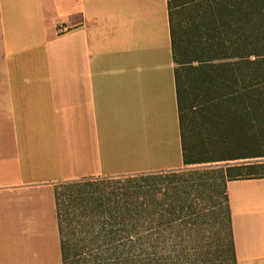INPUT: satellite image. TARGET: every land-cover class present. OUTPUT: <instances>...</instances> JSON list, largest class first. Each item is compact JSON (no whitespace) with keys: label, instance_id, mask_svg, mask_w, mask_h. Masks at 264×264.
Segmentation results:
<instances>
[{"label":"crops","instance_id":"0c3cea01","mask_svg":"<svg viewBox=\"0 0 264 264\" xmlns=\"http://www.w3.org/2000/svg\"><path fill=\"white\" fill-rule=\"evenodd\" d=\"M183 168L168 0H0V264L31 236L62 264L57 185ZM227 192L237 264H264V179Z\"/></svg>","mask_w":264,"mask_h":264},{"label":"trees","instance_id":"16d2710c","mask_svg":"<svg viewBox=\"0 0 264 264\" xmlns=\"http://www.w3.org/2000/svg\"><path fill=\"white\" fill-rule=\"evenodd\" d=\"M168 11L185 169L57 185L62 264H197L211 191L226 214L222 262L237 264L227 186L264 179V150L249 148L264 145V0H168ZM214 163L225 164L195 167Z\"/></svg>","mask_w":264,"mask_h":264},{"label":"rangeland","instance_id":"374dc122","mask_svg":"<svg viewBox=\"0 0 264 264\" xmlns=\"http://www.w3.org/2000/svg\"><path fill=\"white\" fill-rule=\"evenodd\" d=\"M181 17L184 16L181 15ZM255 138L256 137L251 138V141L249 143L250 150L254 148H259L262 149L260 151H263L264 145L258 138L256 139H258L259 142L255 143ZM235 140L236 142H238V145H244L243 142L245 143L247 139H244L242 137H235ZM243 151L247 152L248 150L245 149ZM224 164L225 163H214L207 165H195V167L215 166ZM184 169L185 168H183V170ZM206 201L207 209L201 215L199 221V228L197 230V233L195 232V237L197 238L196 243L194 244L198 247V252L195 258L197 264L204 263V261L207 259V256L212 257L214 264H224L222 262L225 254L224 243L227 239L226 229L223 223L226 218L225 210L224 207L220 205L221 203L218 199V194L216 191H211ZM44 226L45 225L41 224V227ZM30 249L31 264H57V244L55 237H51V239L49 240H43L41 236H37L34 238L31 236Z\"/></svg>","mask_w":264,"mask_h":264},{"label":"built area","instance_id":"2783aa9c","mask_svg":"<svg viewBox=\"0 0 264 264\" xmlns=\"http://www.w3.org/2000/svg\"><path fill=\"white\" fill-rule=\"evenodd\" d=\"M58 31L59 33H66L69 31V29L65 25H59Z\"/></svg>","mask_w":264,"mask_h":264}]
</instances>
